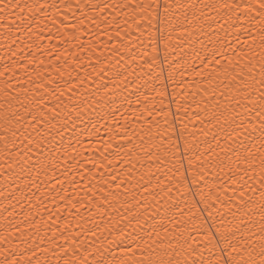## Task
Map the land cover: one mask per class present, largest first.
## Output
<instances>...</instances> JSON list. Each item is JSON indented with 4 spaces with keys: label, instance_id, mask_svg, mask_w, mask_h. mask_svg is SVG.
Segmentation results:
<instances>
[{
    "label": "snow or ice",
    "instance_id": "snow-or-ice-1",
    "mask_svg": "<svg viewBox=\"0 0 264 264\" xmlns=\"http://www.w3.org/2000/svg\"><path fill=\"white\" fill-rule=\"evenodd\" d=\"M0 198V264H264V0H0Z\"/></svg>",
    "mask_w": 264,
    "mask_h": 264
},
{
    "label": "bare ground",
    "instance_id": "bare-ground-1",
    "mask_svg": "<svg viewBox=\"0 0 264 264\" xmlns=\"http://www.w3.org/2000/svg\"><path fill=\"white\" fill-rule=\"evenodd\" d=\"M50 2H51V0H50ZM56 2L59 3V2H61V0H56ZM64 2H66V3H73V4H74V3H76V0H64ZM84 39L87 40L88 37L85 36ZM95 39H96V38L93 37V40H95ZM100 39H102V40H106L107 37L102 36V37H100ZM45 43H47V41H45ZM97 48H99L101 51H103V46H102V45L97 44ZM107 54H108V53L105 52V55H107ZM93 62H94V61H93ZM90 71H91V69H89V72H90ZM209 179H211V177H209ZM0 199H2V198H0Z\"/></svg>",
    "mask_w": 264,
    "mask_h": 264
}]
</instances>
